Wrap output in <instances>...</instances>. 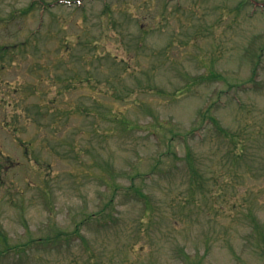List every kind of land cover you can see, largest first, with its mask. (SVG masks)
Masks as SVG:
<instances>
[{
  "label": "rangeland",
  "instance_id": "obj_1",
  "mask_svg": "<svg viewBox=\"0 0 264 264\" xmlns=\"http://www.w3.org/2000/svg\"><path fill=\"white\" fill-rule=\"evenodd\" d=\"M45 1L0 0V264H264V9Z\"/></svg>",
  "mask_w": 264,
  "mask_h": 264
},
{
  "label": "trees",
  "instance_id": "obj_2",
  "mask_svg": "<svg viewBox=\"0 0 264 264\" xmlns=\"http://www.w3.org/2000/svg\"><path fill=\"white\" fill-rule=\"evenodd\" d=\"M196 175H197V176L199 175V172H198V171H196Z\"/></svg>",
  "mask_w": 264,
  "mask_h": 264
}]
</instances>
